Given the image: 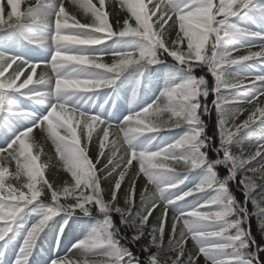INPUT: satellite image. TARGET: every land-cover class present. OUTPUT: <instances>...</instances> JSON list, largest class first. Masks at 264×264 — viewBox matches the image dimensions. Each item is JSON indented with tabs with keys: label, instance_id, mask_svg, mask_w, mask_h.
<instances>
[{
	"label": "snow or ice",
	"instance_id": "1",
	"mask_svg": "<svg viewBox=\"0 0 264 264\" xmlns=\"http://www.w3.org/2000/svg\"><path fill=\"white\" fill-rule=\"evenodd\" d=\"M254 61L264 0H0V264H264Z\"/></svg>",
	"mask_w": 264,
	"mask_h": 264
},
{
	"label": "trees",
	"instance_id": "2",
	"mask_svg": "<svg viewBox=\"0 0 264 264\" xmlns=\"http://www.w3.org/2000/svg\"><path fill=\"white\" fill-rule=\"evenodd\" d=\"M108 3L111 5L112 4V0H108ZM110 10H111V7H110ZM242 54V53H241ZM262 100H264V98H261ZM242 107H247V105H243ZM215 118H216V114H215V112H213V115H212V117H211V120H210V123L211 122H213V121H215ZM241 118V120L244 118L243 116H241L240 117ZM49 148H51V150H53L52 152L54 153V149H53V147L50 145V144H45L44 145V149H45V151L46 150H49ZM50 151V150H49ZM93 152H94V149H93ZM55 169H56V167H55ZM56 171H57V169H56ZM61 176L63 175V173H59ZM253 228H255V221H253ZM189 247H191V242L189 241V245H188ZM201 264H203V260L201 259Z\"/></svg>",
	"mask_w": 264,
	"mask_h": 264
},
{
	"label": "rangeland",
	"instance_id": "3",
	"mask_svg": "<svg viewBox=\"0 0 264 264\" xmlns=\"http://www.w3.org/2000/svg\"><path fill=\"white\" fill-rule=\"evenodd\" d=\"M263 129H264V128H262V130H260V132L257 134L259 137H260L261 135H264V133H263ZM252 136L255 137L254 135H252ZM255 138H256V137H255ZM245 146H250V147L252 148V145H251V144H247V143H246V144L244 145V147H245ZM55 177H57L56 174H55L52 170H50V172H49V178H50V179H53V178H55ZM61 254H64V251L61 252ZM46 255H47L46 253H41V252L38 251V254H37V257H36V258H37V259H40L42 256L46 257Z\"/></svg>",
	"mask_w": 264,
	"mask_h": 264
}]
</instances>
